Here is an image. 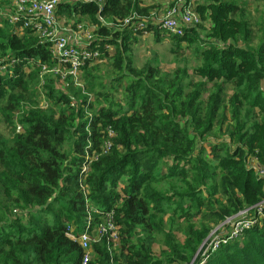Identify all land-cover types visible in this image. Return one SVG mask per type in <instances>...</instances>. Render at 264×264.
<instances>
[{"label": "trees", "instance_id": "trees-1", "mask_svg": "<svg viewBox=\"0 0 264 264\" xmlns=\"http://www.w3.org/2000/svg\"><path fill=\"white\" fill-rule=\"evenodd\" d=\"M255 1L258 18L249 2L199 0L200 25L183 36L156 31L179 60L169 72L152 59L137 67L131 47L145 37L119 27L157 7L61 4L62 25L98 27L109 82L93 61L79 82L43 73L57 66L51 44L10 24L2 3L0 264H83L81 243L66 233L83 231L91 207L115 212L119 242L112 254L106 239L95 244L88 264H190L211 230L264 198L245 165L247 152L264 163V0ZM204 264H264V216Z\"/></svg>", "mask_w": 264, "mask_h": 264}, {"label": "built area", "instance_id": "built-area-1", "mask_svg": "<svg viewBox=\"0 0 264 264\" xmlns=\"http://www.w3.org/2000/svg\"><path fill=\"white\" fill-rule=\"evenodd\" d=\"M4 2L3 9L6 11L3 15L10 24L21 22L24 29H32L41 40L51 44V54L57 61V66L51 70L43 68V73L50 72L63 80L72 76L76 82H79L80 68L87 62L99 58L100 44L93 28L87 24L62 25L57 17V8L61 4L79 2L83 4L95 2L103 6V0H0V4ZM163 6L165 11L162 13L154 10L148 16L133 14L119 27L142 32L145 38L152 37L156 31L171 36H183L187 30L203 22L195 11V0H164ZM117 27L114 25L113 29ZM106 48L110 50V47L106 46ZM111 146V142H108L106 151L110 150ZM245 165L247 170L255 173L257 180L264 183V163L260 162L258 156L247 152ZM263 216L264 198L256 205L227 217L202 243L196 255L197 257L200 254V264H204L222 245L238 239L246 230L255 226ZM96 218H99L97 223H95ZM87 219L83 231L78 236L75 235L73 227H68L66 234L69 239L81 243L83 264H88L94 259L93 246L103 239H106L111 254L119 242L114 211L107 212L91 207Z\"/></svg>", "mask_w": 264, "mask_h": 264}, {"label": "rangeland", "instance_id": "rangeland-1", "mask_svg": "<svg viewBox=\"0 0 264 264\" xmlns=\"http://www.w3.org/2000/svg\"><path fill=\"white\" fill-rule=\"evenodd\" d=\"M147 5H153L157 8L156 11H158L159 13H162L163 11H165L164 6L161 5V2L164 0H143ZM197 4V1L199 0H195ZM201 1V0H200ZM240 2H249L248 4V12L250 14L251 18H258L261 16V12L258 11L256 12L255 10V6H257V8L259 10H261V8L263 7L262 3H257L255 0H240ZM3 4H0V7H2ZM6 10L4 9V12ZM207 25V24H206ZM65 26H69V25H65ZM207 31L204 30L203 34H206ZM97 37V35H96ZM165 38V37H162ZM168 38V37H167ZM167 38H165L164 40H162L161 42H156L154 37H148V38H140L141 40H138L134 43V45H132V53L131 56L133 58V61L135 63V65L137 67H141L148 59H152L153 63H158L161 66V69L163 71L169 72L175 69V67L179 64V60H177L170 52L171 49V44L170 42L167 40ZM190 53V55H188ZM183 58H187L189 61V67L192 70V66L195 64V57L193 55H191L190 51H183ZM96 63H101L100 66V70L96 71V74H101L104 75V82H109L112 78L107 76L106 73L108 72L107 68V64L105 61H101L100 59H98L94 64ZM92 64V65H94ZM90 65V66H92ZM79 78V81L81 79ZM227 94L230 96L231 95V90H229L227 92ZM116 98L119 101V99L121 98V92H118L116 94ZM7 128L5 125H0V131H2L4 134L7 135ZM214 139H212L213 141ZM222 140L221 138L218 139V141ZM221 226V224L217 225L211 232H214L217 228H219ZM179 240H183V237L181 235V233L177 232L176 233ZM209 234V235H210ZM162 246L160 244H156L153 247V250L156 254H159L161 251ZM196 257V256H195ZM195 259V258H194ZM193 259V260H194ZM193 262V261H192ZM192 264V263H190Z\"/></svg>", "mask_w": 264, "mask_h": 264}, {"label": "bare ground", "instance_id": "bare-ground-1", "mask_svg": "<svg viewBox=\"0 0 264 264\" xmlns=\"http://www.w3.org/2000/svg\"><path fill=\"white\" fill-rule=\"evenodd\" d=\"M101 18H102V20H101ZM99 20H100V23H101V24H103V25L107 24L103 17H99ZM108 25H110V24H108ZM90 27L93 28V30H94V34H95V31H97L98 27H97V26H90ZM96 35H97V34H95V36H96ZM97 39H99V38H98V35H97ZM109 51H110V50H109ZM98 59H100V56H99ZM98 59L94 60L93 62H96ZM82 67H83V66H82ZM80 70H81V68H80ZM80 70H79V73H80ZM211 231H212V230H211ZM66 234H67V233H66Z\"/></svg>", "mask_w": 264, "mask_h": 264}, {"label": "crops", "instance_id": "crops-1", "mask_svg": "<svg viewBox=\"0 0 264 264\" xmlns=\"http://www.w3.org/2000/svg\"><path fill=\"white\" fill-rule=\"evenodd\" d=\"M161 5H163V1L161 2Z\"/></svg>", "mask_w": 264, "mask_h": 264}]
</instances>
